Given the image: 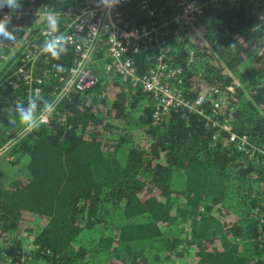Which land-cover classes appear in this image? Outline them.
<instances>
[{
  "label": "trees",
  "instance_id": "1",
  "mask_svg": "<svg viewBox=\"0 0 264 264\" xmlns=\"http://www.w3.org/2000/svg\"><path fill=\"white\" fill-rule=\"evenodd\" d=\"M199 1L208 3L182 29V38L165 35L168 59L183 67V96L193 100L217 89L226 109H234V131L264 151V65L258 77L249 66L252 60L264 63V54L258 56L264 22L257 18L264 0L260 6L250 0ZM22 4L63 9L70 3ZM122 12L131 25L142 21L135 2ZM33 21L11 19L9 29L18 30L14 40L0 38V56ZM65 47L59 59L40 58L37 71L46 63L69 64L72 50ZM190 50L198 61L187 66ZM155 53L150 46L128 57L144 74ZM104 62L97 53L94 84L64 96L47 124L27 132L4 155L27 177L13 187L0 179L1 264H172L169 252L182 244H198L192 264H264V153L249 156L233 144L213 142L214 128L186 110L171 109L154 121L153 99L106 72ZM47 80L41 94L46 100L57 84ZM17 95H0V148L19 130L12 117L18 114L7 112L18 102L26 106ZM210 102L206 97L205 111ZM221 214L232 217L230 227Z\"/></svg>",
  "mask_w": 264,
  "mask_h": 264
},
{
  "label": "built area",
  "instance_id": "2",
  "mask_svg": "<svg viewBox=\"0 0 264 264\" xmlns=\"http://www.w3.org/2000/svg\"><path fill=\"white\" fill-rule=\"evenodd\" d=\"M69 1L70 4L60 10L54 8L53 4H22L16 11L7 7L0 9V19L5 14L17 19L30 16L35 23L37 18L48 20L49 16H53L59 23V31L51 36L47 31L48 21L45 26L38 28H34L33 23L29 32H25L22 40L25 53L19 56L13 69L3 73L0 78V87L11 88L14 93L18 89L16 100H26L28 104L30 97L36 96L37 93L42 94L45 80L53 78L57 84L53 87L48 101L55 104L56 112L57 104L64 96L94 84L96 80L92 71V60L101 52L105 58L106 72L114 73L124 83L140 87L142 92L153 99L154 121H161L169 110L179 108L201 116L205 120V126L213 127V142L233 144L238 151L248 153L249 156L252 151L257 150L245 134L234 131L231 119L233 108L226 109L227 100L217 89L206 90L193 100L184 98L183 67L172 65L167 57L165 35L172 34L180 40L182 29L193 25L196 16L202 12L203 5L208 2L199 1L202 3L200 4L198 0H120L118 5L108 9L100 0ZM250 1L256 2V6L263 4L262 0ZM134 2L142 21L131 25L123 15L122 9ZM257 18L264 22V12H257ZM60 34L68 37L66 45L72 50L70 63H46L42 70L37 71L39 59L50 54L43 50L45 41ZM150 46L156 47L153 65L146 73L139 74L128 54L143 52ZM188 53L187 66L195 61L193 51ZM263 53L264 47L258 54ZM0 67L4 65L0 64ZM206 97L211 98L210 111L203 108ZM43 107V103H38L40 125L47 124L54 113L43 112ZM8 110L17 113L16 108Z\"/></svg>",
  "mask_w": 264,
  "mask_h": 264
},
{
  "label": "rangeland",
  "instance_id": "3",
  "mask_svg": "<svg viewBox=\"0 0 264 264\" xmlns=\"http://www.w3.org/2000/svg\"><path fill=\"white\" fill-rule=\"evenodd\" d=\"M70 1L69 0H59V3H66L68 4ZM54 8L60 10L62 9L61 7L57 6L56 4H53ZM47 19H41V18H37L35 19V23H34V28H38L41 26H45L47 23ZM28 28L26 30V33L29 32ZM203 40V38L200 36V40ZM205 41L202 43L204 44ZM262 49V48H261ZM260 51V50H259ZM258 51V52H259ZM264 54V53H263ZM259 55L258 56H263ZM170 61V60H169ZM198 59L195 58V62H197ZM17 56L16 55H12L11 59L9 60V63H7L4 67H0V78H2V74L6 73V72H10V70H12L16 64H17ZM171 62V61H170ZM263 62H264V58H263ZM172 63V62H171ZM193 63V64H194ZM173 65V64H172ZM263 65L264 63H262L261 61H257V60H252L251 61V65L249 64L250 68L253 69V73L258 77L259 74L257 72L263 70ZM261 77H263V73L261 74ZM8 93V92H12V94L18 93L17 91H15V93L13 92V90L11 88H6V87H0V95H2V93ZM249 93V92H248ZM8 112V116H11L13 114H18L16 112L13 111H7ZM39 115L38 110H37V116ZM12 117H15L18 121H19V125L15 128V129H19L18 132L12 137V139H10L6 144H4L1 148H0V179H1V183L7 185V186H11L13 187L14 185H21L22 182L25 180L24 178L27 177V174L25 173V170L23 169H18V166H12L10 165V161L11 159H9L6 156V152L11 148V146H13L18 140H20V138L25 135V130H24V126L21 124L20 122V118L19 115H13ZM225 144H227L226 142H223ZM253 146L260 152H263V150H261L260 148H258L259 146H257L256 144L252 143ZM5 155V156H4ZM222 220L223 218L226 219L225 221V225L226 227H230L231 226V221L230 220L232 217H224L223 214L220 215ZM190 222L188 221L186 223V225H188ZM183 230H188V226L186 227L185 225H182ZM205 245V244H204ZM211 246V248H215L216 244L209 242V244H207V246ZM206 247V245H205ZM207 248V247H206ZM199 249L198 244H193V245H185L182 244L181 247L178 248L177 253H174L173 251H170V258H171V263L172 264H192L191 261H193L194 258V254L195 252H197V250Z\"/></svg>",
  "mask_w": 264,
  "mask_h": 264
},
{
  "label": "clouds",
  "instance_id": "4",
  "mask_svg": "<svg viewBox=\"0 0 264 264\" xmlns=\"http://www.w3.org/2000/svg\"><path fill=\"white\" fill-rule=\"evenodd\" d=\"M100 2L106 8L111 9L118 5L120 0H100ZM4 7L13 11L19 10L22 7V0H0V9ZM11 19V16L8 14H5L3 18L0 19V38L5 40H14L15 37L13 35V31L18 29L15 26H13L11 30L9 29L8 25L11 23ZM47 31L49 36H51L52 33H57L59 31L58 20L53 16H49L48 18ZM67 43L68 37L60 34L54 39L45 41L43 50L50 53L53 58L59 59L62 52H67V48L65 47ZM57 67L59 69L60 66L58 65ZM38 101L44 105L42 109L43 112L51 114L55 111V104L44 99L39 93H37L36 96L29 98L27 106L18 102L16 105V111L19 115L21 124L24 126L25 132H31L39 128L40 119L37 116Z\"/></svg>",
  "mask_w": 264,
  "mask_h": 264
},
{
  "label": "water",
  "instance_id": "5",
  "mask_svg": "<svg viewBox=\"0 0 264 264\" xmlns=\"http://www.w3.org/2000/svg\"><path fill=\"white\" fill-rule=\"evenodd\" d=\"M21 18L22 17L17 19L15 17H13L12 20L18 21ZM24 36H25V31H23L22 33H20L18 35V39L13 44L11 51L7 55H1L0 56V64L5 66L7 63H9V60L11 59L12 55H16L17 59H18L20 55L22 56L25 53V46L23 45V42H22ZM13 52H14V54H13ZM233 112H234V109H233Z\"/></svg>",
  "mask_w": 264,
  "mask_h": 264
}]
</instances>
